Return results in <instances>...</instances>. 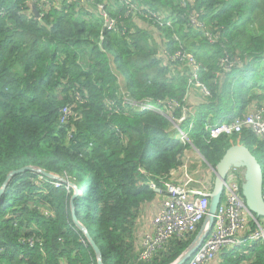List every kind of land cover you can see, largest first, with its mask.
I'll use <instances>...</instances> for the list:
<instances>
[{
    "label": "trees",
    "instance_id": "1",
    "mask_svg": "<svg viewBox=\"0 0 264 264\" xmlns=\"http://www.w3.org/2000/svg\"><path fill=\"white\" fill-rule=\"evenodd\" d=\"M131 1L161 16L165 25L126 14L118 0H0V189L11 171L26 166L67 177L59 188L48 179L36 184L33 173L10 180L0 197V264H96L72 223L74 191L68 183L80 193L73 201L77 220L101 253L99 244L105 248L104 264H171L197 232L173 237L152 259L137 261L135 222L157 197L149 182L162 189L160 181L181 168L190 145L212 168L237 144L261 165L255 154L264 153V146L251 132L208 143L204 127L264 105V0H185L184 6L180 0ZM37 5L45 8L39 19L31 10ZM191 15L204 29L190 24ZM106 19L112 27L103 28ZM177 51L195 58L198 81L209 92L180 125L187 129L192 122L190 144L180 142L166 116L126 110L109 65L114 53L130 100L181 102L189 71L168 59ZM64 107L76 117L61 125ZM170 112L174 120L182 114L181 108ZM27 239L38 243L30 247ZM219 259L264 264V247L246 242Z\"/></svg>",
    "mask_w": 264,
    "mask_h": 264
},
{
    "label": "built area",
    "instance_id": "2",
    "mask_svg": "<svg viewBox=\"0 0 264 264\" xmlns=\"http://www.w3.org/2000/svg\"><path fill=\"white\" fill-rule=\"evenodd\" d=\"M80 1L83 2L85 0ZM118 1L126 9V14H136L159 26L165 25L163 18L148 8L142 9L132 3L131 0ZM180 1L184 6L185 0ZM97 9L101 10V6H98ZM189 22L194 27L204 29L196 15H191ZM112 25L113 22L110 21L109 27H112ZM166 26H170L169 23ZM205 37L208 41H213V37L207 32H205ZM173 39L177 43L178 38L173 36ZM168 59L172 62L178 59L188 67L187 91L181 102L173 100L168 101L167 104L159 101L157 103H151L150 101L135 102L127 98L125 91L121 90L120 94L123 97L122 105L126 110L131 109L139 112L152 111L166 116L177 131L181 143L185 144L188 143V133L193 126L192 122H190L187 129L181 130L179 127L185 121L188 114L185 108L186 99L193 90H197L204 97L209 96V92L198 81L199 65L192 55L177 51L169 56ZM76 101H79L78 96L76 97ZM175 108H181L182 111L181 116L176 120L168 115ZM117 111L115 110V112ZM75 117L76 115L68 107H64L60 111L59 123L65 125ZM244 130L251 132L257 141L264 144V108L256 109L252 113L246 114L242 118L234 119L228 124L205 126L206 140L210 143L221 136L239 135ZM140 172L142 173V171ZM173 174L174 172L172 171L168 177L160 181L163 188V197L157 207L156 214L148 223L147 231L141 235L139 250L137 252L138 262H147L152 259L156 250L165 245L171 238H182L193 234L206 215L210 193L203 186L201 188L191 187L192 184L200 182L199 176H196L197 179H194V177H190L185 172V182L175 184L170 180ZM43 180L46 179L38 177L35 183L39 184ZM66 180L67 177L65 175L59 177L53 183V187L59 188L61 181ZM241 182L242 173L239 170L232 168L227 172L221 202L214 215L213 226L188 264H209L223 250L241 246L246 242L259 241L264 246V220H256L246 210L241 197ZM148 186L152 190H157L153 182H149ZM261 196L264 201V180L262 182ZM26 243L32 247L38 241L27 239Z\"/></svg>",
    "mask_w": 264,
    "mask_h": 264
},
{
    "label": "water",
    "instance_id": "3",
    "mask_svg": "<svg viewBox=\"0 0 264 264\" xmlns=\"http://www.w3.org/2000/svg\"><path fill=\"white\" fill-rule=\"evenodd\" d=\"M33 14L35 18H38V12L36 11V9H33ZM109 23V21H106L104 28H107L109 26ZM230 168H235L242 171L243 182L241 184V196L246 206V209L255 218L264 219V202L261 198V187L263 179L262 169L258 164L256 158L249 152V150L244 145H233L225 151L222 158L213 168L214 181L209 197L208 210L199 231L197 232L190 245L171 264H186L208 235L213 225V218L216 209L220 203L224 179L227 171ZM25 173H33L51 180L57 179L55 176L48 174L39 168L33 166H26L18 170L11 171L6 176V179L0 189V197L13 177ZM68 185L71 186L70 184ZM156 193H159V190H157ZM76 196H78V191L75 188L74 194L69 202L71 208L72 223L74 227L84 235L86 241L92 248L96 258V264H104L101 250L97 247L95 242L88 235L87 230L84 228V226L80 224V222L77 220V216L73 206V201Z\"/></svg>",
    "mask_w": 264,
    "mask_h": 264
},
{
    "label": "crops",
    "instance_id": "4",
    "mask_svg": "<svg viewBox=\"0 0 264 264\" xmlns=\"http://www.w3.org/2000/svg\"><path fill=\"white\" fill-rule=\"evenodd\" d=\"M136 22L142 29L148 28V25L146 23L140 21H136ZM109 65L111 70L117 74L118 81L120 82L121 80H124L123 76L117 73V69L114 64L112 55L109 56ZM202 100L203 99L200 93L197 90H193L187 97L186 107L190 109L189 111L195 113L198 109V106L202 103ZM253 107L254 106H252L251 108L252 110ZM251 109L250 111H252ZM185 172H187L190 175V177L192 178L194 177V179H197L196 176H199L200 178V182L198 181V183L192 184L191 187L201 188L204 185L206 189L208 190L211 189V185L213 184L214 181V174L211 172L210 168L205 163L202 162L199 155L192 148H189L185 151V155L183 158V165L171 178V181L175 183H183L185 180L184 178ZM161 200H162V195L157 196L155 201L148 203L141 208V210L138 213V218L136 219L135 222L136 233L145 232V229L147 228L150 219L156 214L157 204H160ZM219 261L220 259H217L211 264H219L220 263Z\"/></svg>",
    "mask_w": 264,
    "mask_h": 264
},
{
    "label": "clouds",
    "instance_id": "5",
    "mask_svg": "<svg viewBox=\"0 0 264 264\" xmlns=\"http://www.w3.org/2000/svg\"><path fill=\"white\" fill-rule=\"evenodd\" d=\"M27 1V3L28 4H31V3H34V0H31V1H28V0H26ZM42 1H44V0H42ZM55 2H59V0H54ZM81 2V1H80ZM52 5H53V2L51 3ZM45 6H48V4H46ZM98 7V6H97ZM33 9H36V11L38 12V18H35V19H39L40 17H42V15H43V13H42V11L45 9L44 8V6H41V5H37V7H35V6H32V13H33ZM40 10V11H39ZM98 11H100L101 12V10H99L98 9ZM34 15V14H33ZM106 21H109L110 22V20H105V22ZM199 21V20H198ZM105 25V24H104ZM109 25H110V23H109ZM104 28V27H103ZM107 28H109V26L107 27ZM120 75V74H119ZM119 82V81H118ZM119 85H120V82H119ZM120 87H121V85H120ZM124 89V81H123V86L121 87V90H123ZM120 90V91H121ZM123 91H125V90H123ZM201 95V94H200ZM186 101H187V99H186ZM258 107V105H256V106H254V108H253V110L252 111H249L247 114H249V113H252L253 111H255L256 109H261V108H264V105L263 106H260L259 108H257ZM185 108H186V110H187V107H186V102H185ZM189 114H195V113H192V112H190L189 110L187 111ZM242 118V117H241ZM168 119V118H167ZM236 119H238V118H236ZM234 120V119H233ZM232 120V121H233ZM231 121V122H232ZM231 122H224V123H222V124H228V123H231ZM222 124H219V125H222ZM215 125H218V124H215ZM215 125H213V126H215ZM206 126H209V125H206ZM179 127H180V125H179ZM205 128V127H204ZM181 130H183L182 128H180ZM177 132V131H176ZM177 135H178V133H177ZM240 135V134H239ZM239 135H237V136H239ZM233 136V135H232ZM228 137H230V136H228ZM179 138V137H178ZM181 142V141H180ZM259 142V141H258ZM260 143V142H259ZM185 144H190L189 143V141H188V143H185ZM262 144V143H261ZM263 146H264V144H262ZM190 148H192L194 151H196V153L199 155V157L201 158V160H202V162L203 163H205L209 168H210V170H211V172L214 174V171H213V168L210 166V165H208L205 161H204V159L202 158V156L199 154V152L192 146V145H190ZM183 165V164H182ZM182 167V166H181ZM260 167H261V169H262V166L260 165ZM180 169V168H179ZM178 169V170H179ZM230 169H232V168H230ZM229 169V170H230ZM233 169H235V168H233ZM177 170V171H178ZM228 170V171H229ZM238 170V169H237ZM176 170H174L173 172H174V174H173V176L175 175V173L177 172ZM227 171V172H228ZM241 173H242V171L241 170H239ZM172 172V171H171ZM170 172V173H171ZM169 173V174H170ZM48 174H50V173H48ZM227 174V173H226ZM51 175H53V174H51ZM38 177H42V176H40V175H37ZM53 176H55V175H53ZM169 176V175H168ZM172 176V177H173ZM57 179L59 178L58 176H55ZM172 177H170V180H171V178ZM226 177V176H225ZM42 178H44V177H42ZM44 179H46V178H44ZM57 179L56 180H52V181H57ZM47 180V179H46ZM48 180H51V179H48ZM263 180H264V178L262 179V182H263ZM224 181H225V179H224ZM62 183H67V181H61ZM172 182V181H171ZM184 182H185V180H184ZM242 182H243V174H242ZM242 182H241V184H242ZM173 183H175V182H173ZM69 184V183H68ZM175 184H182V183H175ZM213 185V184H212ZM212 185H211V189L210 190H208V189H206L205 188V186L203 185V187L211 194V190H212ZM223 185H224V183H223ZM72 189H73V191H74V189L76 188L75 186H70ZM163 189V188H162ZM162 189H160V188H157V190H159V193H157V196H160V195H162V197H163V190ZM240 189H241V186H240ZM76 190L78 191V189L76 188ZM157 190H153L154 192H156ZM261 191H262V187H261ZM222 193H223V191H222ZM80 193H79V191H78V195H79ZM210 197V196H209ZM221 197H222V195H221ZM242 197V196H241ZM261 198H262V196H261ZM243 200V199H242ZM220 202H221V198H220ZM244 202V201H243ZM264 202V201H263ZM220 204V203H219ZM208 205H209V199H208ZM245 205V204H244ZM159 206V204H157V207ZM219 206V205H218ZM246 207V206H245ZM218 208V207H217ZM207 210H208V208H207ZM217 210V209H216ZM247 210V209H246ZM248 211V210H247ZM207 213V212H206ZM216 213V212H215ZM251 215V214H250ZM206 216V215H205ZM205 216H204V218H205ZM253 218H255L253 215H251ZM204 218H203V220H204ZM256 220H264V219H257V218H255ZM203 220H202V222L198 225V227H197V230L193 233V234H195L196 232H198L199 231V229H200V227H201V225H202V223H203ZM213 220H214V218H213ZM213 226V225H212ZM147 228H148V226H147ZM147 228L145 229V231H147ZM212 228V227H211ZM211 230V229H210ZM210 232V231H209ZM197 234V233H196ZM209 234V233H208ZM136 235H137V252H138V250H139V242H140V239H141V235H142V233H136ZM208 236V235H207ZM206 236V237H207ZM206 239V238H205ZM204 239V240H205ZM93 240V239H92ZM204 242V241H203ZM202 242V243H203ZM259 242V241H258ZM261 243V242H260ZM262 244V243H261ZM202 245V244H201ZM200 245V246H201ZM162 247V246H161ZM264 247V246H263ZM199 249V248H198ZM197 249V250H198ZM231 249V248H230ZM226 250H228V249H225V251ZM224 251V250H223ZM222 251V252H223ZM197 252V251H196ZM195 252V253H196ZM221 252V253H222ZM194 253V254H195ZM193 254V255H194ZM193 257V256H192ZM191 257V258H192ZM190 258V259H191ZM190 259H189V261H190ZM217 259H219V255H218V257L214 260V261H216ZM189 261L186 263V264H188L189 263ZM214 261H212V262H214ZM211 262V263H212ZM211 263H209V264H211Z\"/></svg>",
    "mask_w": 264,
    "mask_h": 264
},
{
    "label": "rangeland",
    "instance_id": "6",
    "mask_svg": "<svg viewBox=\"0 0 264 264\" xmlns=\"http://www.w3.org/2000/svg\"><path fill=\"white\" fill-rule=\"evenodd\" d=\"M110 55H112V56L115 57V54H114V53H111ZM118 68H119V74H120L121 76H123V75L125 74V70H124L122 67H118ZM120 85H121V87L123 86V80L120 81ZM249 149L252 151V147L249 148ZM255 155H257V157L259 158V162H260L261 166H263L264 153H263V152H258V153H256ZM82 184H83V181H82L81 179H79V188L82 187ZM93 227H94V229L96 228L94 223H93ZM97 236H98V235L95 236V240H96L97 242H99V240L97 239ZM195 236H196V235H195ZM99 246H100V248L102 249V253H103V255H104V259H105V258H106V251H105V248H104V246H103L102 244H99ZM244 264H245V262H244Z\"/></svg>",
    "mask_w": 264,
    "mask_h": 264
}]
</instances>
